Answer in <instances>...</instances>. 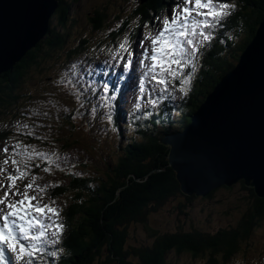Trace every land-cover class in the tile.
<instances>
[{"label":"trees","instance_id":"16d2710c","mask_svg":"<svg viewBox=\"0 0 264 264\" xmlns=\"http://www.w3.org/2000/svg\"><path fill=\"white\" fill-rule=\"evenodd\" d=\"M137 1L139 5L133 13L138 22L127 34L131 47L141 32L153 29L156 17L171 8V0ZM223 2L235 7L222 23L212 29L210 41H203L202 47L199 42V50L192 57L195 71L191 65L178 69V77L170 80L169 90L157 85L159 91L153 96L155 98L149 97L145 114L134 116L130 113V122L137 126L136 134L125 144L121 143L116 158L110 164L107 162L106 178L89 177L88 170L77 171V175H64L63 182L47 189L50 201L54 202L71 194L67 206L62 209L63 229L57 241L58 255L46 256L43 262L36 258L33 264H176L170 253L177 257L189 254L192 258H200L204 264H228L240 251L252 246L251 237L264 221V198L258 197L242 180L231 186L222 185L221 188L227 191L237 186L245 192L242 197L245 207L233 223L205 229L200 221H195L197 216L193 214L192 205L196 204L195 200L210 199L220 187L206 196L185 194L168 165L169 147L160 143L161 137L183 131L191 122V116L198 111L208 93L222 76L236 66L264 19V0ZM107 18V6L93 10L88 18L92 30L108 28ZM74 22L69 0H58L45 38L27 51L9 71L0 74V164L5 155H12V147L17 142L22 146H50L47 131L52 133L56 130L59 105L50 102L44 111L36 110L37 122L34 121L32 126L40 133L27 135L14 128L12 123L22 116L23 107L31 99L41 97L31 93L33 88H29L30 84L51 78L48 74L55 65L67 68L88 47L89 38H81L68 45L69 29ZM123 31L122 28L110 33V39L115 41ZM103 73L101 68L98 73H92L97 85H103L104 79L106 81ZM188 73L192 75L190 83L184 86L185 92L182 90V78ZM88 77L90 80V74ZM69 83L74 86L71 81ZM107 84L110 86V99L116 98V104L121 108L126 86ZM72 93L75 94L74 91ZM71 116L74 119L75 116L70 114L65 125L76 131L77 126L71 122ZM115 120L118 123V117ZM64 140L71 146L68 138ZM5 145L9 147L8 154L2 151ZM42 153L46 155L33 157L28 170L38 173L53 166V158L48 151L44 149ZM17 159L23 160L24 155ZM50 172L51 175L56 174V171ZM167 209H170V217L166 222H174L173 227L162 228L160 224L151 227V217ZM230 211L223 212V215L229 216ZM140 227L145 231V238H134L137 243L133 244V230Z\"/></svg>","mask_w":264,"mask_h":264},{"label":"rangeland","instance_id":"374dc122","mask_svg":"<svg viewBox=\"0 0 264 264\" xmlns=\"http://www.w3.org/2000/svg\"><path fill=\"white\" fill-rule=\"evenodd\" d=\"M69 3L71 15L75 22L69 29L70 41L68 45L76 43L81 38H89V45L83 53L67 65V68H59L58 65H55L48 74L51 78L41 79L30 84L29 88H33L31 93L41 97L31 99L30 103L23 107L24 110L20 114L22 116L15 118L12 123L14 128L27 135L40 133L37 128L32 126L34 121L37 122L34 115L37 114L36 110L44 111L50 102L60 107L55 123L56 130L52 133L50 130H46L50 138V146L43 148L37 144H27L29 152L33 150L42 152L44 149L48 151V154L53 158V166H50L49 169L56 171V174L51 175L50 171L33 173L28 170L29 175L18 182L21 190L23 184L28 183L32 177H35L34 183L36 185H47L45 192L41 195L44 203L50 201L47 189L54 187L61 181L63 182L64 175L70 173L77 175V171L88 170L89 177L106 178L107 162L110 164L111 160L116 158L121 143L125 144L130 140V137L135 135V128L130 127L128 130L124 129L125 137L120 136V130L117 131L116 127L112 125V119H108L113 111L108 103L110 100L108 90L105 91L103 87L96 90L97 85L92 87L88 82L85 84L81 76L86 67L80 65V60L85 55H90V59H93V54H95L96 58H101L102 64L106 67L112 68L119 64L122 54L116 59L112 57L116 54V49L129 33L131 27L137 25L138 21L133 12L139 3L137 0H69ZM101 6H107L109 27H105L101 31L92 30L88 18L93 10ZM165 13L162 18L166 15ZM122 28L124 29L122 35L112 41L110 33ZM148 33L145 34L148 35ZM77 71L78 74H76ZM117 74L120 75L121 72ZM70 81L74 86H71ZM167 88L171 87L168 86ZM73 91L75 94L72 93ZM104 101H106L104 105L99 103ZM141 106L142 108L148 106L146 100L141 103ZM70 114L75 116L74 119L71 116V122L77 126L76 131H73L69 125H65L66 121L70 119L68 118ZM64 138L69 139L68 143L71 146L66 144ZM58 152H62V154ZM7 167L14 171L10 164ZM0 181L7 184L6 174L0 175ZM70 194L63 195L54 203V207L59 210L61 218L63 216L62 209L67 206ZM243 196H245V192H242L237 186L230 191L220 187L210 199L195 200L196 204L192 205L194 207L192 208L194 209L193 214L197 216L195 221L198 223L200 221L205 229L210 226V228H214L217 224L226 226L233 223L239 217L240 210L245 207L246 202L243 201ZM228 210H231L230 215L224 216L223 212ZM169 211L170 209L163 210L152 216L150 219L151 227H157L158 224L163 225L162 228L173 227L174 222H166L170 217ZM171 218H174V215ZM176 224L177 221H175ZM133 232L131 239L133 244L137 243L134 238H145V231L142 227L133 230ZM251 242L252 246L249 249L240 251L228 264H264V221H261L257 226L251 237ZM170 257L176 264H204L203 260L192 258L189 254L177 257L170 253Z\"/></svg>","mask_w":264,"mask_h":264},{"label":"water","instance_id":"95a60500","mask_svg":"<svg viewBox=\"0 0 264 264\" xmlns=\"http://www.w3.org/2000/svg\"><path fill=\"white\" fill-rule=\"evenodd\" d=\"M58 0H0V74L45 38ZM187 195L242 180L264 198V19L183 131L160 139Z\"/></svg>","mask_w":264,"mask_h":264},{"label":"snow or ice","instance_id":"6c2138e0","mask_svg":"<svg viewBox=\"0 0 264 264\" xmlns=\"http://www.w3.org/2000/svg\"><path fill=\"white\" fill-rule=\"evenodd\" d=\"M233 7H235L234 4L223 2V0H174L170 17L164 16L162 19L156 17L162 26L158 25L154 34L145 35L139 42L143 47L141 53L143 58L139 59L138 63L144 69L140 90H144V76L151 75L153 81L166 89L170 80L178 77V69L191 65L194 72L196 64L192 57L196 56L199 49L193 37L199 30L202 47L203 41L212 39L211 32L207 30L214 29L218 23H222ZM145 41H149L147 46H144ZM185 42L190 46L189 48H185ZM122 53L127 54L121 57L126 60L122 69L128 71L133 66V51L127 35L112 58L116 59ZM148 59L151 61L150 64L145 63ZM173 65L177 67L174 68ZM157 70H159L158 75ZM191 75L192 73H188L182 78V90L185 92L187 89L184 86L190 83ZM108 87L107 83L103 84L105 91ZM108 119H112L111 115ZM17 149L21 151L17 152ZM2 151L8 154L9 147L5 145ZM11 151L12 155H5L0 164V175L6 174L7 179V184L0 181V192H2L0 195V264H10L7 253H11V259L17 264H33L37 257L43 262L45 246L55 245L63 229L62 224L55 222V219L59 217V210L54 207V201L44 203L41 199L47 185H36L35 177H32L28 183L23 184L21 190L18 182L29 175L28 167L33 157H44L46 154L35 150L29 152L27 146H22L19 142L12 147ZM21 155H24V159H17ZM9 164L14 171L9 170L7 167ZM33 166L38 167V165ZM44 171L48 172L50 169L45 167ZM45 221L48 222L45 223ZM49 228L55 229L51 236L48 233ZM23 241H27V244ZM59 251L60 249H57L47 255L56 257Z\"/></svg>","mask_w":264,"mask_h":264},{"label":"clouds","instance_id":"9594fccd","mask_svg":"<svg viewBox=\"0 0 264 264\" xmlns=\"http://www.w3.org/2000/svg\"><path fill=\"white\" fill-rule=\"evenodd\" d=\"M120 122H118V123H116L114 126L116 127V129H117V131L118 130H120V136L122 137V127H121V120H119ZM135 127V134H136V130H137V126H134ZM169 134H175V133H168V134H166V135H169ZM165 135V136H166ZM165 136H163V137H165ZM163 137H161V138H163ZM160 138V139H161ZM162 144V143H161ZM167 147V146H166Z\"/></svg>","mask_w":264,"mask_h":264},{"label":"bare ground","instance_id":"6f19581e","mask_svg":"<svg viewBox=\"0 0 264 264\" xmlns=\"http://www.w3.org/2000/svg\"><path fill=\"white\" fill-rule=\"evenodd\" d=\"M102 103L105 104L106 101H104V102H102ZM108 103H109L110 106L113 105V103H110V102H108ZM120 120H121V118H120ZM122 122H124V125L126 124V128H127V121H126V120H123Z\"/></svg>","mask_w":264,"mask_h":264}]
</instances>
